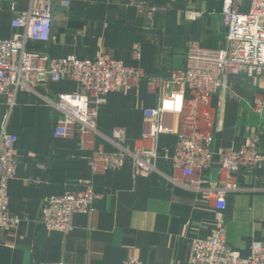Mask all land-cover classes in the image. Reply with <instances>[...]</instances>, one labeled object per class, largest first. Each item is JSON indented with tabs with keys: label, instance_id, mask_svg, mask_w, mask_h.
I'll use <instances>...</instances> for the list:
<instances>
[{
	"label": "crops",
	"instance_id": "0c3cea01",
	"mask_svg": "<svg viewBox=\"0 0 264 264\" xmlns=\"http://www.w3.org/2000/svg\"><path fill=\"white\" fill-rule=\"evenodd\" d=\"M55 0L53 43H33V51L61 59L75 56L94 59L99 53L139 68L144 78L130 89L112 93L99 112L98 129L106 135L115 127L125 130V143L142 146L145 111L156 109L171 87L152 85L150 79L166 80L172 71L187 67L188 47H227L223 24L224 0H146L159 7L155 29H148L145 16L128 7L130 0ZM30 0H0V40L18 32L12 27L13 8L26 10ZM204 13L190 22L184 10ZM140 45V57L134 47ZM52 93H75L77 83L62 81L50 86ZM193 99L189 90L186 103ZM202 119L211 135L215 158L206 177L216 184L220 151L239 150L246 139L260 133L264 151V80L230 77L228 85L205 106ZM7 113L8 131L19 139L20 163L9 184L10 211L21 217L12 231L0 228V264H123L135 257L144 264H190L194 241L211 237L219 227L217 213H224L229 247L248 257L251 248L264 244V193L229 195L223 208L216 202L168 187L155 177L134 176L127 163L119 170L94 176L98 196L91 214H76L69 236L50 231L36 221L48 197L83 190L82 181L92 177L89 159L98 149L111 151L109 142L89 137L84 147L78 139H54L53 112L29 94H19L12 108L0 99V128ZM171 132L160 135L159 166L173 173L180 121L168 115ZM1 134V132H0ZM264 169L242 171L243 186L260 182Z\"/></svg>",
	"mask_w": 264,
	"mask_h": 264
},
{
	"label": "built area",
	"instance_id": "2783aa9c",
	"mask_svg": "<svg viewBox=\"0 0 264 264\" xmlns=\"http://www.w3.org/2000/svg\"><path fill=\"white\" fill-rule=\"evenodd\" d=\"M246 0L223 1V24L226 28L227 47L205 48L199 43L188 47L187 67L172 71L166 80L150 79L152 85H169L171 91L162 95L156 109L145 111L142 146L130 147L125 143V130L115 127L109 135L98 129L100 109L110 94L130 89L144 78L139 68L126 67L121 61L99 53L94 59L75 56L57 59L46 52L33 51L29 44L53 43L55 0H30L29 8H13L12 27L18 32L0 40V99L9 108L19 94H29L52 109L54 139H78L85 147L89 137H101L112 146L111 151L98 149L89 159L92 177L82 181L83 190H69L48 197L36 221L50 231L69 236L74 230L76 214H91L98 196L94 190V176L119 170L127 163L134 166V176L155 177L168 187L216 202L223 208L226 198L237 193H264V175L253 186L238 181L242 171L253 173L264 169V151L260 150L261 135L246 139L239 150L220 151V173L223 180L213 184L205 175L215 155L205 106L210 99L228 85L230 77L264 80V0H248L250 7L243 11ZM61 4L69 7L67 0ZM128 7L145 16L148 29H155L159 7L146 0H130ZM186 20L193 22L204 13L184 10ZM140 57V45L134 47ZM71 81L79 85L75 93H52L51 85ZM189 90L193 99L186 103ZM7 113L0 128V228L12 231L21 223V217L10 211L9 184L16 177L20 163L19 139L9 133ZM168 115L180 121L184 132H178L175 156L171 159L173 173L159 164L160 149L157 139L171 132ZM224 213H217L219 227L210 238L194 241L191 245L190 264H264V244L251 248L248 257L228 246ZM62 264V263H60ZM123 264H144L129 257Z\"/></svg>",
	"mask_w": 264,
	"mask_h": 264
},
{
	"label": "rangeland",
	"instance_id": "374dc122",
	"mask_svg": "<svg viewBox=\"0 0 264 264\" xmlns=\"http://www.w3.org/2000/svg\"><path fill=\"white\" fill-rule=\"evenodd\" d=\"M245 5H244V9H243V11H248L249 10V7H250V3H249V1L248 0H246L245 2Z\"/></svg>",
	"mask_w": 264,
	"mask_h": 264
}]
</instances>
